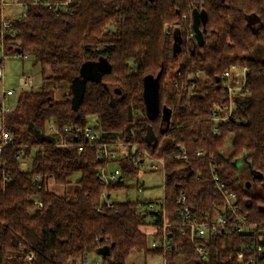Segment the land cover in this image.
Returning a JSON list of instances; mask_svg holds the SVG:
<instances>
[{"label":"trees","instance_id":"obj_1","mask_svg":"<svg viewBox=\"0 0 264 264\" xmlns=\"http://www.w3.org/2000/svg\"><path fill=\"white\" fill-rule=\"evenodd\" d=\"M195 8L208 13L202 46L188 32ZM13 28L15 34L2 36L0 19L5 53L33 56L45 79L71 83L92 64L101 80L88 81L77 109L72 90L59 101L52 91L32 88L6 107L0 132L12 139L0 154V264H82L86 254L102 264H126L133 250L160 254L164 264H244L243 246L254 237L237 231L208 238L209 256L199 259L181 226L178 199L183 193L194 213H224L230 224L223 184L251 223H264V0H70L59 14L31 4ZM233 64L247 68L251 94L237 96L232 117L216 123L212 110L228 100L223 74ZM148 77L160 94L154 117L145 100ZM92 115L101 126L96 140L63 132L69 143L63 146L49 133L51 123L59 131L66 124L83 128ZM119 141L134 151L113 160L121 174L105 185L98 150ZM181 148L186 159L177 158ZM145 151L165 159L164 195L107 207L103 194L126 187L123 173L139 169L132 158ZM243 155L263 174L257 192L240 180L234 159ZM75 173L72 198L46 186L48 177L67 184ZM164 215L170 249L153 247L141 229L151 225L159 238ZM104 247L109 253L100 255Z\"/></svg>","mask_w":264,"mask_h":264},{"label":"built area","instance_id":"obj_2","mask_svg":"<svg viewBox=\"0 0 264 264\" xmlns=\"http://www.w3.org/2000/svg\"><path fill=\"white\" fill-rule=\"evenodd\" d=\"M70 0H0V19L5 26V30L2 31V36L10 33L15 34L16 30L13 28L15 23H20L24 17L27 15V8L29 5H42L47 9L52 10L53 12L59 14L62 11L67 10ZM9 4H16L23 7V11L19 14L17 18H12L5 13L4 7ZM173 25H166V29L170 30ZM190 36L195 37V32L192 29V25L188 28ZM14 55L20 56L19 53ZM4 77V69L2 61H0V78ZM224 79V94L227 97L226 103L215 104L212 110V119L214 121H226L232 117L234 110V101L237 96H246L251 94V89L247 80V68L240 67L236 64H233L228 70L223 74ZM19 86H31L33 81V76L31 74H22L19 78ZM15 92V89H9L5 95H10ZM8 110L6 107H3L0 110V122L2 120V115ZM100 124L96 116H90L88 118L87 124L83 128H78L73 124H66L63 127V131H59L57 126L54 123H51L49 126V133L55 134V138H58V143L63 146H67L69 143L66 140L67 134L77 133L81 135L84 139L93 141L99 137L100 134ZM12 137L6 132H0V154L3 148L11 141ZM132 149L123 142H116L114 144H103L99 150V157L104 160L103 166L100 168V182L107 185L111 181L118 180L121 174L120 168H115L114 170H109L108 165L113 160L118 158H127L130 156ZM202 151H197V155H201ZM178 159H186L187 152L184 148H181L180 153L177 155ZM134 165L138 168H150L154 171L163 172L165 175V159L153 155L149 151H145L142 156L137 158H132ZM23 165L27 164V161L21 162ZM215 179H217L215 177ZM220 191L224 195V206L227 212L233 215L234 222L230 224L227 221V218L224 213L218 214L214 217L208 215H200L194 213L190 207L185 204L186 197L181 193V198L178 199L179 210L178 213L181 215V226L183 230L189 234L190 241L195 249L199 259H206L209 256V249L206 246L205 241L211 236L216 235L220 231H237L249 233L254 237L251 241H248L244 246L243 250L248 252L247 259L244 264H264V223H251L246 215L240 212L239 206L236 203V193L228 191L225 189L223 184H218ZM141 190V189H140ZM106 198V206L113 208L114 201L110 200L109 195L103 194ZM38 205L41 206V202H38ZM154 205H150L152 210ZM156 218L155 215L152 217ZM164 220V229L159 237V240H153V247H162L164 249L171 248V241L167 235V222L166 215L163 217ZM243 256V252H240ZM29 258H32L30 256ZM82 264H102L99 258L91 261L89 255H84Z\"/></svg>","mask_w":264,"mask_h":264},{"label":"rangeland","instance_id":"obj_3","mask_svg":"<svg viewBox=\"0 0 264 264\" xmlns=\"http://www.w3.org/2000/svg\"><path fill=\"white\" fill-rule=\"evenodd\" d=\"M4 11L10 17L17 18L23 11V7L16 4H9L4 7ZM3 45V42H1L0 48L2 49H0V61H2L3 64L4 77L0 78V97L3 98V94L6 93L8 89H15L14 94H6L3 98L5 105L9 109H13L16 106L22 90H29L31 88L33 90L45 89L53 90L56 93V89L59 88L56 93L57 98L58 92H62L65 90L61 89L63 87V84H65L67 87L69 86L68 82H62L58 84L53 80L45 79L42 75L41 66L39 64H34L33 56L20 55V57H17L14 54H7L5 53L6 48H4ZM22 74H31L33 76L31 86H19V78ZM152 83H156V80L153 77H148L146 79V86ZM23 113L29 114L27 109H24ZM228 147H230L229 143ZM234 163L238 168V174L242 184L248 186L254 192L259 191L260 184L257 178L261 179L263 177V174L260 173L257 178L255 177L249 167L250 163L247 160V156L243 155L241 157L235 158ZM117 167H119V165L115 161L110 162L108 165L109 170H114ZM79 177V173L73 174L69 178L70 182L67 184H58L52 177H48L46 179V186L51 191H54L58 194H64L68 198H72L74 197V191L77 188L76 182ZM122 181L126 184V187L111 192V196L109 198L112 201H124L127 199L136 198H158L164 195L165 175L163 172L154 171L150 168H135L132 171L124 172ZM155 239L159 240V238H156L153 233H148V240L150 243ZM94 257H96V255H90V258L94 259ZM126 264H164V260L163 256L160 254L145 256L143 253L133 250L127 257ZM177 264H185V262L182 259H178Z\"/></svg>","mask_w":264,"mask_h":264},{"label":"water","instance_id":"obj_4","mask_svg":"<svg viewBox=\"0 0 264 264\" xmlns=\"http://www.w3.org/2000/svg\"><path fill=\"white\" fill-rule=\"evenodd\" d=\"M154 1V0H151ZM193 23H192V29L195 32L196 39L200 46H202L205 42L204 39V32L205 28H202L201 26L206 24V21L208 19V13L205 8L198 9L195 8L193 10L192 14ZM18 53H21V50H18ZM90 79H98L101 80V74L99 73V69L96 65L92 64H85L81 69L80 76L75 77L71 82V88L73 92V98H72V105L74 109H77L83 96L85 93V89L87 86V83ZM116 92L118 94L121 93V90L117 89ZM159 89L156 83H152L145 88V100L146 105L148 107L149 112L154 117L159 113ZM38 135L39 132H36ZM151 136L153 137L154 134L151 132ZM151 141V140H150ZM252 173L257 178L260 175V172L254 170L251 167V164L249 165ZM262 174V173H261ZM258 179V178H257ZM249 188L248 186H246ZM109 253V247H104L99 250L100 255H106Z\"/></svg>","mask_w":264,"mask_h":264},{"label":"crops","instance_id":"obj_5","mask_svg":"<svg viewBox=\"0 0 264 264\" xmlns=\"http://www.w3.org/2000/svg\"><path fill=\"white\" fill-rule=\"evenodd\" d=\"M0 49H2V48H0ZM17 57H20V56H17ZM68 87L65 85V84H63V87L61 88V89H65L64 91H62V92H58V97L56 98V93H57V91L59 90V88H57L56 89V93H55V91H53V90H47V91H52L53 92V95H54V98L56 99V100H59V101H62V100H65L66 98H67V96H68V94L70 93V91L72 90V88H71V83H68ZM65 86V87H64ZM9 90V89H8ZM15 93V92H14ZM13 93V94H14ZM61 94V95H60ZM10 95H12V94H10ZM60 95V96H59ZM1 98V97H0ZM3 99V98H2ZM2 103H3V105L4 106H6L5 105V103H4V100H2ZM7 107V106H6ZM111 196V194L109 195V197ZM137 199H141V198H137ZM111 200V199H110ZM141 229H142V231H144V232H146V233H155V228L153 227V226H151V225H143L142 227H141ZM89 258H90V255H89ZM98 257L96 256V257H94V259H92V258H90V260L91 261H94L95 259H97Z\"/></svg>","mask_w":264,"mask_h":264}]
</instances>
